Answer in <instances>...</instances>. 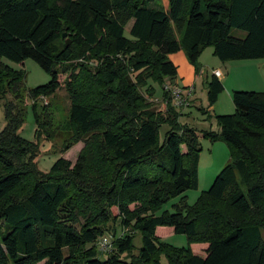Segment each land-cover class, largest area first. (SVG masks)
<instances>
[{"label": "trees", "instance_id": "1", "mask_svg": "<svg viewBox=\"0 0 264 264\" xmlns=\"http://www.w3.org/2000/svg\"><path fill=\"white\" fill-rule=\"evenodd\" d=\"M154 1L0 0V93L16 99H6L0 130V264H264V90H234L235 112L199 134L178 121L164 84L178 74L169 55L181 49L196 70L210 45L222 61L264 59V0H168L167 10ZM3 58H31L51 80L27 89L25 71ZM207 84L212 106L224 84L214 74ZM61 88L85 146L75 164L59 157L42 170L38 99ZM28 107L35 141L19 133ZM200 136L226 141L232 159L189 204L182 194L198 188ZM118 227L128 232L117 237ZM165 228L187 246L163 241ZM108 233L115 239L103 252Z\"/></svg>", "mask_w": 264, "mask_h": 264}, {"label": "rangeland", "instance_id": "2", "mask_svg": "<svg viewBox=\"0 0 264 264\" xmlns=\"http://www.w3.org/2000/svg\"><path fill=\"white\" fill-rule=\"evenodd\" d=\"M151 7L161 10H167L169 7L168 0H155L150 3ZM131 24L127 25L129 30ZM239 33V32H238ZM179 34V33H178ZM243 35V33H239ZM169 59L172 60L178 66V74L173 81L166 80L164 84H172L180 87L183 90L184 95L188 98L189 105L176 107L179 112L178 121L181 124H187L194 127L199 131V134L204 131L219 130L218 123L216 121V115L218 114H232L235 112V106L233 103L232 93L228 89H224L219 95L218 100L212 106H209L207 98L208 80L211 78L214 69L219 67L224 70L223 63H229L230 61H222L214 54L213 46H206L202 51L198 59V70L188 60L184 49L176 53L169 55ZM3 62L11 66L15 70H24L26 74L25 87L27 89L34 88L38 85L45 84L51 80V75L47 73L35 60L28 58L22 63L13 62L7 58H3ZM207 76H209L207 78ZM65 78L61 76L63 81ZM156 93L153 97L154 107L157 110H163L166 105L163 100V90L160 83H154ZM252 87L241 88L240 90H255ZM191 91V92H190ZM7 96V95H6ZM0 93V130L6 125L5 107L4 103L6 99L16 100L15 96L11 93L8 97H4ZM25 102L29 105L33 100H30L25 93ZM23 98V97H22ZM36 102V101H35ZM38 103L45 105V111L41 112V119L45 121L46 129L42 134L35 137L36 122L31 107H28V111L25 115V120L19 133L22 137L37 141V157L36 161L42 170H48L52 164L59 158L64 157L70 160L73 164L76 163L78 156L82 152L85 146L83 140H77L73 127L69 124V105L70 98L65 88H61L57 93L49 95L47 97H40ZM42 129V128H41ZM169 129L167 124L161 127V139L164 138L165 132ZM201 148L199 155L198 165V188L189 189L182 195L187 197L189 204H193L197 201L202 192L207 191L212 185L215 177L220 170L228 164L232 159V150L229 144L218 139L212 141L208 138L200 136ZM181 195V196H182ZM181 196L171 199L163 210L172 211V204L178 203L181 200ZM169 228L161 230L163 235L162 240L175 246H187V237L185 234H175L170 232ZM128 230L118 227L117 237L123 236ZM108 233L107 235H110ZM135 245L138 249L141 246V236L139 233H135ZM112 240L115 238L111 236ZM200 250V246L196 248ZM105 256V255H104Z\"/></svg>", "mask_w": 264, "mask_h": 264}, {"label": "crops", "instance_id": "3", "mask_svg": "<svg viewBox=\"0 0 264 264\" xmlns=\"http://www.w3.org/2000/svg\"><path fill=\"white\" fill-rule=\"evenodd\" d=\"M219 64L220 66L215 68L214 71H221L222 75L217 77L223 82L224 89H228L230 93L242 87H252L251 89H256L258 91L264 90V59L230 61L229 63H223L224 70L221 68L222 64ZM208 77L209 76H207V78ZM170 232L171 231L168 233ZM199 246L200 250H197L196 248ZM192 247L195 252L204 254L206 245L193 244Z\"/></svg>", "mask_w": 264, "mask_h": 264}, {"label": "built area", "instance_id": "4", "mask_svg": "<svg viewBox=\"0 0 264 264\" xmlns=\"http://www.w3.org/2000/svg\"><path fill=\"white\" fill-rule=\"evenodd\" d=\"M214 75L221 76L222 73L219 70L214 71ZM166 90L170 92L171 98H172V104L175 107H181V106H188L189 101L188 98L184 95L183 90L172 84H166ZM191 92V91H190ZM112 238L109 235H106L101 238L99 241V248L101 251L106 252L111 248V241Z\"/></svg>", "mask_w": 264, "mask_h": 264}, {"label": "water", "instance_id": "5", "mask_svg": "<svg viewBox=\"0 0 264 264\" xmlns=\"http://www.w3.org/2000/svg\"><path fill=\"white\" fill-rule=\"evenodd\" d=\"M69 43V42H68Z\"/></svg>", "mask_w": 264, "mask_h": 264}]
</instances>
